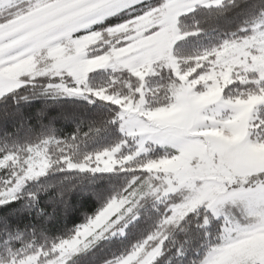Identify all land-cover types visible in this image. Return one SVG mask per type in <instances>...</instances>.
Masks as SVG:
<instances>
[{"label":"snow or ice","instance_id":"obj_1","mask_svg":"<svg viewBox=\"0 0 264 264\" xmlns=\"http://www.w3.org/2000/svg\"><path fill=\"white\" fill-rule=\"evenodd\" d=\"M229 3L236 0H0V97L47 77L46 91L117 106L111 122L123 133L87 152L76 151L79 132L0 149V176L8 174L0 205L53 168L132 173L66 237L37 243L9 231L0 264H69L102 239L127 235L146 197L166 206L158 223L104 264H156L170 228L201 211V227L222 219V230L215 239L205 233L206 247L190 264H264V4L214 46L184 56L176 47L205 30L185 23L190 14L219 17ZM114 16L119 22L105 23ZM108 67L129 74L127 92L114 86L119 79L93 86L89 74ZM164 70L167 82L147 88ZM237 82L245 90L233 94ZM129 138L136 147L125 152ZM156 148L163 152L148 155Z\"/></svg>","mask_w":264,"mask_h":264},{"label":"trees","instance_id":"obj_2","mask_svg":"<svg viewBox=\"0 0 264 264\" xmlns=\"http://www.w3.org/2000/svg\"><path fill=\"white\" fill-rule=\"evenodd\" d=\"M154 2L148 0V3ZM260 4H264V0H236L235 5L229 3L228 11L219 17L209 15L208 10L190 14L185 23L191 27L199 22L205 30L178 41V54L188 55L220 43L226 33L246 26L245 21L252 18ZM117 22L119 20L114 16L105 23ZM89 75L94 77L90 80L93 86L107 87L119 79V84L114 86L121 92L128 91L124 83L129 79L127 72L121 74L101 68ZM167 76L168 72L164 70L148 77L146 87L157 88L167 82ZM131 79L135 81L136 78ZM47 83V77H37L0 98V149L7 151L14 146L39 143L47 135H55L61 141L70 140L79 132L76 151L87 152L111 146L123 138L119 122H111L117 106L96 97L65 96L46 91ZM231 87L233 94L245 90L238 82ZM50 147L56 148L55 145ZM162 152L163 149L156 148L155 153L148 155ZM7 175L4 173L0 179ZM131 175L130 172L93 174L53 168L46 175L29 181L20 199L0 205V240H7L9 231L23 232L26 238L37 243L66 237L95 214ZM29 192H35V197L29 196ZM141 205L139 217L129 225L127 235L102 239L87 251L73 256L69 264H104L152 230L166 206L154 197H146ZM203 215V211L190 214L180 226L170 228L164 254L157 258L156 264H190L203 252L208 239L205 233L215 239L222 230V219H213L210 225L201 227ZM16 243L19 246L20 242Z\"/></svg>","mask_w":264,"mask_h":264},{"label":"rangeland","instance_id":"obj_3","mask_svg":"<svg viewBox=\"0 0 264 264\" xmlns=\"http://www.w3.org/2000/svg\"><path fill=\"white\" fill-rule=\"evenodd\" d=\"M105 47H107V45H105ZM108 68H110V67H108ZM135 147H136V142L134 140H132L131 138H129L128 145L125 146V148H127V150L125 152L134 151Z\"/></svg>","mask_w":264,"mask_h":264}]
</instances>
